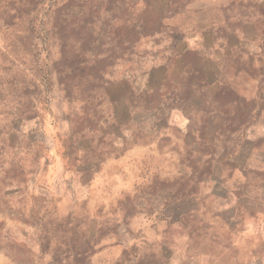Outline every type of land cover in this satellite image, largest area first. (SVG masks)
Returning a JSON list of instances; mask_svg holds the SVG:
<instances>
[{"label": "crops", "instance_id": "1", "mask_svg": "<svg viewBox=\"0 0 264 264\" xmlns=\"http://www.w3.org/2000/svg\"><path fill=\"white\" fill-rule=\"evenodd\" d=\"M129 2L154 10L137 21L158 27L137 32L119 74L91 78L90 105L102 114L88 125L70 120L80 100L65 62L80 45L59 38V101L37 70L32 84L21 79L24 34L0 33V264H264V118L241 130L227 123L249 88L242 58L264 56V0ZM152 150L189 153L184 167L210 171L172 195L165 225L142 232L140 243L158 251L143 256L116 207L86 204L116 200L99 191L111 162Z\"/></svg>", "mask_w": 264, "mask_h": 264}, {"label": "rangeland", "instance_id": "2", "mask_svg": "<svg viewBox=\"0 0 264 264\" xmlns=\"http://www.w3.org/2000/svg\"><path fill=\"white\" fill-rule=\"evenodd\" d=\"M37 1L0 0V33L24 34L18 42L15 55L20 64L21 79L25 84H32L37 70L35 80L49 81L48 84L53 86L52 95L59 101L61 35H68L70 43L80 45L79 52L76 46L70 47L65 62L69 69V82L73 85L70 86V94H75V98L80 100L76 102L79 104L72 106L74 114H70V120L88 125L93 117L102 114L99 106L90 105L94 91L91 78L98 70H105V76H108V71L114 72L115 66L118 73L131 56V41L137 32L157 29L158 26L146 23L141 25L137 21L141 16L149 20L154 17L155 11L130 9L129 0H44L35 6ZM55 17L59 18L58 23ZM60 17L65 19L62 26ZM94 38L97 39L95 50L89 47ZM259 59L242 58V66L248 70L246 79L249 88L246 90L244 104L232 106L234 112L238 110L239 113L227 122L230 128L241 130L253 116L264 118V56ZM33 91L31 87L27 94ZM54 107L58 112L61 111L60 106ZM225 125L223 122V127ZM259 127L263 129V126ZM123 155L118 157V162H111V166L106 168V176L110 180L108 184L104 180V185H99L101 195L111 192L116 194V200L90 201L86 207H116L119 229L124 230L125 226H130L136 231L133 232L135 239L141 245L137 254L145 256L150 250L158 256L156 247L149 248L151 239L146 240L145 245L140 243L144 234L142 232L147 236L148 231L165 225L167 217L164 211L174 207L170 199L172 195L183 194L190 188L194 176L209 175L210 168L204 169L197 165L190 169L184 167L189 163L188 159L193 157L189 153H159L152 150L128 154L125 158ZM218 155L215 152L207 154L208 162L212 158V163L217 164ZM3 226H0L1 230L5 229Z\"/></svg>", "mask_w": 264, "mask_h": 264}]
</instances>
